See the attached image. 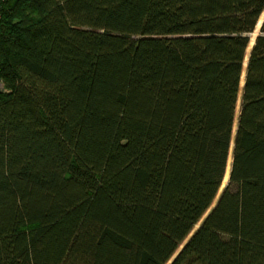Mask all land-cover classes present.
Instances as JSON below:
<instances>
[{"label": "trees", "instance_id": "obj_1", "mask_svg": "<svg viewBox=\"0 0 264 264\" xmlns=\"http://www.w3.org/2000/svg\"><path fill=\"white\" fill-rule=\"evenodd\" d=\"M0 7V264H264V0Z\"/></svg>", "mask_w": 264, "mask_h": 264}, {"label": "rangeland", "instance_id": "obj_2", "mask_svg": "<svg viewBox=\"0 0 264 264\" xmlns=\"http://www.w3.org/2000/svg\"><path fill=\"white\" fill-rule=\"evenodd\" d=\"M33 13H30V14H28V15H30L32 18L34 17V14L32 15ZM262 21H263V19H262ZM262 23V22H261ZM261 26V25H260ZM259 34V30L256 32V34H254L253 36H252V41H254L255 40V38L257 37V35ZM249 55H250V51L248 52V57H249ZM247 60H248V58H247ZM247 60H246V63H247ZM245 76V73H244V75H243V77ZM3 91H4V88H3ZM241 100H242V95H240V101H239V107H238V115H239V112H240V107H241ZM237 129V120H236V128H235V130ZM234 135H235V133H234ZM231 162H232V159H231V161H230V167H231ZM228 182H229V173H228V176H227V178H226V181L224 182V185H223V188H222V191H221V193H220V195L222 194V192L224 191V189L227 187V185H228ZM220 197V196H219ZM219 197H218V199H217V201H216V203H215V205L213 206V208H215V206L217 205V202H218V200H219ZM213 208H212V210H213ZM211 210V211H212ZM211 211L207 214V216L211 213ZM206 216V217H207ZM203 223V222H202ZM202 223L196 228V230H195V232L200 228V226L202 225ZM194 232V233H195Z\"/></svg>", "mask_w": 264, "mask_h": 264}, {"label": "water", "instance_id": "obj_3", "mask_svg": "<svg viewBox=\"0 0 264 264\" xmlns=\"http://www.w3.org/2000/svg\"><path fill=\"white\" fill-rule=\"evenodd\" d=\"M248 62H249V57H248V60H247V63L245 64V80H246V71H247V66H248ZM244 86H245V82H244ZM244 86H243V88H241L242 90H241V95H242V97H243V93H244ZM242 101V100H241ZM241 108V107H240ZM239 116H240V112H239V115H238V118H237V129L235 130V135H234V141H233V146H232V153H231V156H232V163H231V169H230V174H229V179H230V175H231V170H232V164H233V149H234V147H235V140H236V136H237V130H238V122H239ZM178 255H176V257H177ZM175 257V258H176ZM175 258H174V260H175ZM173 262V261H172ZM171 262V263H172ZM170 263V264H171Z\"/></svg>", "mask_w": 264, "mask_h": 264}, {"label": "built area", "instance_id": "obj_4", "mask_svg": "<svg viewBox=\"0 0 264 264\" xmlns=\"http://www.w3.org/2000/svg\"><path fill=\"white\" fill-rule=\"evenodd\" d=\"M2 20V10H1V7H0V22Z\"/></svg>", "mask_w": 264, "mask_h": 264}, {"label": "bare ground", "instance_id": "obj_5", "mask_svg": "<svg viewBox=\"0 0 264 264\" xmlns=\"http://www.w3.org/2000/svg\"><path fill=\"white\" fill-rule=\"evenodd\" d=\"M260 28H261V26H260ZM232 163V162H231ZM230 169H231V167H230ZM230 169H229V174H230Z\"/></svg>", "mask_w": 264, "mask_h": 264}]
</instances>
